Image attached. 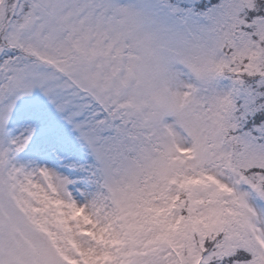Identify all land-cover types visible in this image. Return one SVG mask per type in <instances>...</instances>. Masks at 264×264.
I'll return each instance as SVG.
<instances>
[{
    "label": "snow or ice",
    "instance_id": "obj_1",
    "mask_svg": "<svg viewBox=\"0 0 264 264\" xmlns=\"http://www.w3.org/2000/svg\"><path fill=\"white\" fill-rule=\"evenodd\" d=\"M0 264H264V0H0Z\"/></svg>",
    "mask_w": 264,
    "mask_h": 264
}]
</instances>
